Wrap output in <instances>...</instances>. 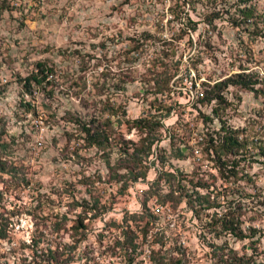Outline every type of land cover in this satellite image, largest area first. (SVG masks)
Wrapping results in <instances>:
<instances>
[{
  "label": "rangeland",
  "instance_id": "obj_1",
  "mask_svg": "<svg viewBox=\"0 0 264 264\" xmlns=\"http://www.w3.org/2000/svg\"><path fill=\"white\" fill-rule=\"evenodd\" d=\"M231 254L264 264V0H0V264Z\"/></svg>",
  "mask_w": 264,
  "mask_h": 264
},
{
  "label": "trees",
  "instance_id": "obj_2",
  "mask_svg": "<svg viewBox=\"0 0 264 264\" xmlns=\"http://www.w3.org/2000/svg\"><path fill=\"white\" fill-rule=\"evenodd\" d=\"M242 1V0H241ZM244 1V0H243ZM243 17L248 18L249 13H250V8L245 7L243 8V10L241 11ZM37 68H39V70H37V72H35V74H31L30 76V80L34 83V84H40L42 79L44 78V75L47 71H50L49 68H44L42 67L41 64H37ZM234 77L231 78H226L223 80H219L214 82L211 87L209 92L204 91V92H200V96L201 99H204L206 101L211 100V99H217L220 98L219 94H217L222 87L226 86L227 84H232V85H239L242 88L248 89V90H252L253 88L250 86V84L247 82V80H244L242 78H237L239 75H234ZM25 84L28 85L29 83V79H25ZM26 85V87H27ZM216 91V92H215ZM80 131L83 133L84 135V139L87 141V144L89 145H100L105 139L106 136L103 134V132H99L96 128H90V126L88 124H81L80 125ZM150 142L148 143V148ZM218 147L223 151V153H235L234 151H237L239 144L237 141V138L233 135V133H228V131L223 129V133L221 134L219 141H218ZM176 151L178 153H180V149H176ZM202 197L199 196L198 194H195V199L198 205L201 204L202 202ZM206 208H210V207H218L219 205L216 202H210L207 200L206 204H205ZM196 211V210H195ZM214 215V214H213ZM212 217V215H211ZM210 221L212 223H214L215 225H218V230L215 231V234H218L220 232H228V233H232L233 235L237 236L238 238H246L249 237L250 234L252 233H242L240 228H238V222L237 223H233L232 219L227 217L226 212L222 211L220 213V215L216 218L212 217L210 219ZM237 231H234V230ZM251 231L253 230V228H249ZM248 257L245 256H236L235 254H231L227 257V260L225 261L224 264H248ZM126 264H130V263H126Z\"/></svg>",
  "mask_w": 264,
  "mask_h": 264
},
{
  "label": "built area",
  "instance_id": "obj_3",
  "mask_svg": "<svg viewBox=\"0 0 264 264\" xmlns=\"http://www.w3.org/2000/svg\"><path fill=\"white\" fill-rule=\"evenodd\" d=\"M151 211L154 213V214H162L164 212V209L163 207L160 205V204H154L152 207H151Z\"/></svg>",
  "mask_w": 264,
  "mask_h": 264
}]
</instances>
